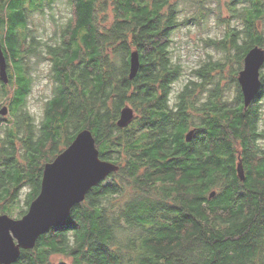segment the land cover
<instances>
[{
	"label": "trees",
	"instance_id": "obj_1",
	"mask_svg": "<svg viewBox=\"0 0 264 264\" xmlns=\"http://www.w3.org/2000/svg\"><path fill=\"white\" fill-rule=\"evenodd\" d=\"M67 1L74 21L62 27L59 43L47 46L57 85L35 133L24 111L31 80L23 60L36 52V40L26 30L27 12L51 0H0V43L8 83L14 85L8 103L12 125L0 140V213L12 216L23 184L30 188L29 205L39 191L43 164L83 128L94 135L100 157L119 168L12 264H264V151L257 142L264 136L258 129L264 73L246 109L235 77L246 52L257 44L264 48L258 28L264 0H232L228 9L242 26L205 41L226 61L237 62L235 103L221 101L219 79L212 78L224 63L206 61L195 69L196 79L181 87L184 100L176 112L169 109V98L180 65L172 60L171 35L188 0H180L186 2L183 8L179 0ZM203 2L190 0L195 12L185 19L199 23ZM133 49L139 51V68L130 79ZM196 90L208 92L204 103L193 100L199 98ZM5 95L0 79V96ZM126 104L135 117L118 127ZM192 126V140L186 142ZM17 142L24 164L16 156ZM238 152L243 180L236 171ZM55 254L63 259L53 262Z\"/></svg>",
	"mask_w": 264,
	"mask_h": 264
},
{
	"label": "rangeland",
	"instance_id": "obj_2",
	"mask_svg": "<svg viewBox=\"0 0 264 264\" xmlns=\"http://www.w3.org/2000/svg\"><path fill=\"white\" fill-rule=\"evenodd\" d=\"M231 1L232 0H204V17L200 19L199 23L190 21L189 17L188 19L184 17L186 15H194L195 9L194 11L190 9V7H193L190 0H188L190 7L188 9H181L182 12L179 17L181 25L174 30L171 35L172 60L174 63L180 65V74L179 79L172 86L170 101H172L175 92H178L183 84L187 83L189 79H196L194 73L195 69L199 68L200 65L206 61L219 60L221 63H224V66L219 73H214L212 78L216 81L219 79V86H221L222 89L221 101H225L230 105L235 103L236 92L235 82L232 80V71L236 69L237 62L234 58H231L230 61H226L225 55L222 52L215 49L214 46L206 45L205 43L208 38L213 40L221 39L229 26H242L241 20L235 18L233 13L228 9L229 6H232ZM172 2L175 3V0ZM178 2L179 8H183V6L186 5L184 1L179 0ZM236 7H240V4H237ZM104 17H106V19L109 18L107 21V24H109L112 19V13L108 10V13L104 15ZM27 19L28 23L26 30L29 33V37H33L36 40V52L34 54H29V56H26L23 60L27 66V76L31 80L24 111L32 118V123L35 125L33 131L36 133L44 118L47 101L54 95L55 86L57 85V81L54 77L55 70H53V56L49 54L47 46H54L57 42H60L62 38L60 30L62 27H65L69 20L73 23L74 11L67 0H51L49 4H45L40 10L27 12ZM258 28L264 33V20L259 22ZM23 47L25 46L23 45ZM7 69L9 73L10 69L8 66ZM261 72L264 73V64L260 69V73ZM235 77L237 78V74ZM6 88L8 95L0 96V109L3 105H8L14 85L6 82ZM6 114H0V140L5 138V128L12 125L13 117L9 113ZM3 127L4 129L2 130ZM258 129L260 131L264 130V99L261 101V114ZM259 143L264 144V138H260ZM59 148H62V146ZM22 149L20 143L17 142L18 151H16V156L20 163L24 164L25 160L20 157ZM29 190L28 184H23L18 189L15 203L12 204L14 206L11 207V217H18L22 209H27L26 196ZM62 259L63 257L57 254L51 257L53 262H58Z\"/></svg>",
	"mask_w": 264,
	"mask_h": 264
},
{
	"label": "water",
	"instance_id": "obj_3",
	"mask_svg": "<svg viewBox=\"0 0 264 264\" xmlns=\"http://www.w3.org/2000/svg\"><path fill=\"white\" fill-rule=\"evenodd\" d=\"M129 74L133 78L139 68V51L129 52ZM264 64V48L255 45L243 58V66L237 73L243 108L254 99L261 86L260 69ZM8 63L0 43V79L9 81ZM7 113V106L0 114ZM135 117L133 108L124 105L116 120L118 127H126ZM194 129L186 133L190 140ZM236 163L237 176L244 179V168L238 152ZM119 166L110 160L102 159L91 130L83 128L73 140L51 160L43 164L40 187L26 211L20 217L0 213V264H12L24 249H31L37 238L53 226L62 224L68 217L73 205L84 200L88 191L117 171ZM212 191L209 197H212Z\"/></svg>",
	"mask_w": 264,
	"mask_h": 264
},
{
	"label": "flooded vegetation",
	"instance_id": "obj_4",
	"mask_svg": "<svg viewBox=\"0 0 264 264\" xmlns=\"http://www.w3.org/2000/svg\"><path fill=\"white\" fill-rule=\"evenodd\" d=\"M181 91H182V89H180L178 92H175L172 101H170V99H171V95H170V98H169V109H170L172 112H176V111L178 110V106H179V104L181 103L182 100H184V98H183V99L180 98ZM171 93H172V91H171ZM187 93H188V92H187ZM194 93H198V94H199V98H197V97L193 98L194 101H196V102L199 101L200 103H204V102H205L206 97H207V95H208V92H207L206 90H196V91H194ZM3 106H4V105H3ZM6 106H7V114H8V113H9V111H8V105H6ZM7 114H6V115H7ZM4 115H5V114H4ZM191 129H194V131H195L196 128H195L194 126H192V127L188 128L187 132H188L189 130H191ZM187 132H186V133H187ZM259 132H261V133L264 134V130H261V131L259 130ZM186 133L184 134L185 136H186ZM193 133H194V132H193ZM192 137H193V135H192ZM192 137H191L190 140H186V137H184V139H185L186 142H190V141L192 140ZM260 138L262 139V138H264V136H263V137H259L258 140H257V142H258L260 148L264 151V144H260V143H259V139H260ZM21 215H22V214H21ZM21 215H20V216H21ZM20 216H18V217H20Z\"/></svg>",
	"mask_w": 264,
	"mask_h": 264
}]
</instances>
